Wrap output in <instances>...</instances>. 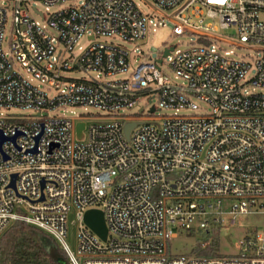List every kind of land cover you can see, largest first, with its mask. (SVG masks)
<instances>
[{"label":"built area","instance_id":"1","mask_svg":"<svg viewBox=\"0 0 264 264\" xmlns=\"http://www.w3.org/2000/svg\"><path fill=\"white\" fill-rule=\"evenodd\" d=\"M142 2L150 15L132 0H0V109L29 114H0V237L25 223L67 264H264V93L254 92L264 91V0ZM149 17L193 42L132 69L134 50L114 41L136 47ZM229 28L237 43L216 35ZM217 43L252 45L257 57ZM71 108L105 115L86 124ZM91 210L105 240L84 223ZM232 227L245 233L223 257ZM181 235L195 242L172 254Z\"/></svg>","mask_w":264,"mask_h":264},{"label":"rangeland","instance_id":"2","mask_svg":"<svg viewBox=\"0 0 264 264\" xmlns=\"http://www.w3.org/2000/svg\"><path fill=\"white\" fill-rule=\"evenodd\" d=\"M133 3L138 7L140 11H142L143 14L145 15H150V9L144 5L142 0H132ZM145 2L150 3L149 0H145ZM31 8H35L38 11L42 12L44 15L47 13L45 12L44 6L41 5L38 2H32L30 5L29 9V14L32 19L35 21H38L42 23L41 19L39 18L38 15H35ZM60 9L59 7H54L50 8L48 10V13L57 11ZM149 19L152 21L150 24L147 25V34L145 38L137 43V46L135 47L134 45H129L127 43H122L121 41L115 40L114 43L117 44H122L124 47H126L128 50L132 51L134 50V53L132 54V59H131V68L133 69L136 64L140 61L141 57L142 58H147L151 57L154 58L156 55V52L160 50L164 45H176V47L179 50H184L188 48L189 42H193V37L191 36H174L171 33V25L167 22H164V24H158V19L155 17H149ZM234 34V29L229 28L224 31L218 32L216 34L217 36H220L224 40H228L234 43H237L236 37L233 36ZM80 46L84 47L87 44L86 37H82L79 40L78 43ZM218 47H221L222 50L225 51H232L233 53V58L241 59L244 60L250 64H253V61L255 60L256 52L254 51V46L252 45H242L241 48L231 46L228 44H223V43H217ZM142 54V55H141ZM136 60V61H135ZM251 70L248 75L246 76L247 79H249L252 75ZM83 75L81 73H74L71 75L72 78H80ZM121 77V76H118ZM248 91H252V87L248 86ZM254 92H261L264 93V91H260L259 89H254ZM198 105H201L198 101H196ZM125 112H128L125 110ZM124 112V114H125ZM168 112L162 111L161 114H165ZM0 114L4 116H13V115H29L27 111H22L18 109H0ZM65 115L67 117H73L77 121L81 120L86 124H91L98 119V117H104V113L94 109V108H71L67 109ZM85 136V133H83L80 137H76L74 134V138L76 141L83 140ZM75 221V216L74 214H69L68 216V235H67V244L71 249H74L75 247V227L71 225L72 222ZM11 227V225L9 226ZM8 227V229H9ZM7 229V230H8ZM6 230V231H7ZM5 231V232H6ZM4 232V233H5ZM245 232L236 227L229 228L226 231H222L219 239V252L221 256L227 257V256H233L237 253V247L236 244L239 241V239L243 236ZM195 239L193 238H188L184 236H179L172 241H170V251L172 254H184L188 253L190 246L194 244Z\"/></svg>","mask_w":264,"mask_h":264},{"label":"trees","instance_id":"3","mask_svg":"<svg viewBox=\"0 0 264 264\" xmlns=\"http://www.w3.org/2000/svg\"><path fill=\"white\" fill-rule=\"evenodd\" d=\"M60 261L67 264L64 252L47 235L25 223L14 222L0 237V264H58Z\"/></svg>","mask_w":264,"mask_h":264},{"label":"water","instance_id":"4","mask_svg":"<svg viewBox=\"0 0 264 264\" xmlns=\"http://www.w3.org/2000/svg\"><path fill=\"white\" fill-rule=\"evenodd\" d=\"M168 51H165L164 55H167ZM83 128L82 124L77 125V132L79 133L81 129ZM130 129V126L126 127V132H128ZM14 178V176H13ZM11 186H13V182L11 183ZM84 223L88 226V228L94 232L96 235H98L102 240H105L106 238V227L104 224L103 216L100 211H87L84 216ZM58 264H65L64 262Z\"/></svg>","mask_w":264,"mask_h":264}]
</instances>
